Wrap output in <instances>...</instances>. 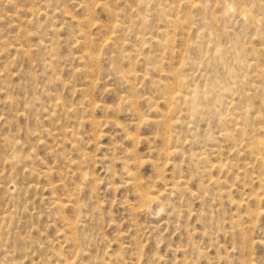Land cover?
Segmentation results:
<instances>
[{"label":"rangeland","instance_id":"rangeland-1","mask_svg":"<svg viewBox=\"0 0 264 264\" xmlns=\"http://www.w3.org/2000/svg\"><path fill=\"white\" fill-rule=\"evenodd\" d=\"M0 264H264V0H0Z\"/></svg>","mask_w":264,"mask_h":264},{"label":"bare ground","instance_id":"bare-ground-1","mask_svg":"<svg viewBox=\"0 0 264 264\" xmlns=\"http://www.w3.org/2000/svg\"><path fill=\"white\" fill-rule=\"evenodd\" d=\"M135 179V178H134ZM136 180V179H135ZM131 181V180H130ZM136 187V186H135ZM138 188V187H137ZM153 197V196H152ZM153 200V199H152Z\"/></svg>","mask_w":264,"mask_h":264}]
</instances>
